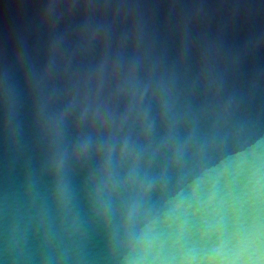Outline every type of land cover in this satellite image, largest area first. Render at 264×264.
I'll list each match as a JSON object with an SVG mask.
<instances>
[{
  "label": "clouds",
  "instance_id": "1",
  "mask_svg": "<svg viewBox=\"0 0 264 264\" xmlns=\"http://www.w3.org/2000/svg\"><path fill=\"white\" fill-rule=\"evenodd\" d=\"M21 7L0 264H264V0Z\"/></svg>",
  "mask_w": 264,
  "mask_h": 264
},
{
  "label": "water",
  "instance_id": "2",
  "mask_svg": "<svg viewBox=\"0 0 264 264\" xmlns=\"http://www.w3.org/2000/svg\"><path fill=\"white\" fill-rule=\"evenodd\" d=\"M22 10L21 0H0V17L10 21Z\"/></svg>",
  "mask_w": 264,
  "mask_h": 264
}]
</instances>
